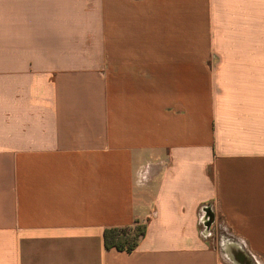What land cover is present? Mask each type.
<instances>
[{
    "label": "crops",
    "instance_id": "0c3cea01",
    "mask_svg": "<svg viewBox=\"0 0 264 264\" xmlns=\"http://www.w3.org/2000/svg\"><path fill=\"white\" fill-rule=\"evenodd\" d=\"M0 264H264V0H0Z\"/></svg>",
    "mask_w": 264,
    "mask_h": 264
},
{
    "label": "trees",
    "instance_id": "16d2710c",
    "mask_svg": "<svg viewBox=\"0 0 264 264\" xmlns=\"http://www.w3.org/2000/svg\"><path fill=\"white\" fill-rule=\"evenodd\" d=\"M146 226L135 224L133 226L110 228L104 232V242L107 250L115 249L120 252L132 253L144 238Z\"/></svg>",
    "mask_w": 264,
    "mask_h": 264
},
{
    "label": "rangeland",
    "instance_id": "374dc122",
    "mask_svg": "<svg viewBox=\"0 0 264 264\" xmlns=\"http://www.w3.org/2000/svg\"><path fill=\"white\" fill-rule=\"evenodd\" d=\"M223 252V251H222Z\"/></svg>",
    "mask_w": 264,
    "mask_h": 264
}]
</instances>
